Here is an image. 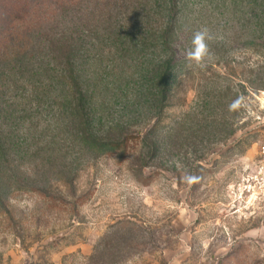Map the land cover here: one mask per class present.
I'll list each match as a JSON object with an SVG mask.
<instances>
[{
    "label": "rangeland",
    "instance_id": "obj_1",
    "mask_svg": "<svg viewBox=\"0 0 264 264\" xmlns=\"http://www.w3.org/2000/svg\"><path fill=\"white\" fill-rule=\"evenodd\" d=\"M174 2L168 101L156 97L149 69L88 104L102 141L133 134L123 157L71 143L64 102L11 103L3 126L15 177H0V264H264V187L254 179L264 142V0ZM203 28L212 56L199 68L186 54ZM153 54L143 51L145 64ZM161 56L169 53L153 60ZM51 139L65 149L62 164L73 163L72 185L50 175L48 151L31 156ZM40 184L46 192L33 189Z\"/></svg>",
    "mask_w": 264,
    "mask_h": 264
},
{
    "label": "trees",
    "instance_id": "obj_2",
    "mask_svg": "<svg viewBox=\"0 0 264 264\" xmlns=\"http://www.w3.org/2000/svg\"><path fill=\"white\" fill-rule=\"evenodd\" d=\"M175 6L174 0H0V166L5 167L0 177H15L11 166L15 153L3 123L9 124L14 112L11 103L18 98L64 102L61 116L68 114L65 130L70 131L71 143L109 147L110 153L121 157L129 153L133 134L102 141L88 104L109 91L121 92L133 84V77H144L149 69L159 80L156 97L168 101ZM145 49L169 56L153 60V54L145 64ZM52 139L30 155L37 158L44 149L48 151L50 175L72 185L73 163L62 164L65 149L52 146L56 143ZM54 151L61 159L55 158ZM33 189L44 193L47 187L40 184Z\"/></svg>",
    "mask_w": 264,
    "mask_h": 264
},
{
    "label": "clouds",
    "instance_id": "obj_3",
    "mask_svg": "<svg viewBox=\"0 0 264 264\" xmlns=\"http://www.w3.org/2000/svg\"><path fill=\"white\" fill-rule=\"evenodd\" d=\"M212 37L209 34L207 28L197 30L193 34L191 41L192 47L187 51L186 58L188 61H194L195 65L199 68L206 67V61L211 58L212 53L209 48L208 41ZM241 103V98H237L229 105V110L236 109ZM195 177H189V181L192 182Z\"/></svg>",
    "mask_w": 264,
    "mask_h": 264
},
{
    "label": "built area",
    "instance_id": "obj_4",
    "mask_svg": "<svg viewBox=\"0 0 264 264\" xmlns=\"http://www.w3.org/2000/svg\"><path fill=\"white\" fill-rule=\"evenodd\" d=\"M257 175H255V181L264 187V142L259 146V159L256 164Z\"/></svg>",
    "mask_w": 264,
    "mask_h": 264
}]
</instances>
